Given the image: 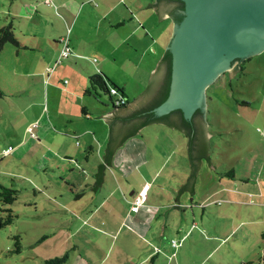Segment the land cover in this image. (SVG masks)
I'll return each instance as SVG.
<instances>
[{
  "label": "crops",
  "instance_id": "1",
  "mask_svg": "<svg viewBox=\"0 0 264 264\" xmlns=\"http://www.w3.org/2000/svg\"><path fill=\"white\" fill-rule=\"evenodd\" d=\"M125 1L118 0L97 12H91V8H89L87 10L88 17L96 13V18H99L98 21L87 17L81 21L82 27L87 28V31L91 28L98 30L101 35L100 42L108 40V43L100 46V52H97L100 59L98 60L96 56L90 58H97L96 63H92L93 66L82 73L84 91L83 93L76 91L81 96L80 104L77 105L78 108L76 106L71 107L69 108L70 111L61 112L63 115L60 116L56 107L50 111L49 100L47 109L44 108V99H42V108L36 116L38 129L30 135L28 129L36 118H28L26 108L29 104L22 101L20 111L18 109L16 111L17 115L9 118L0 111V150L12 146V150L6 156L17 158L18 163L27 165V169L33 167L34 171H37L34 175L39 178L35 180L31 178L33 173L27 174L28 170L23 169L28 176L24 179L35 188H39L43 184L46 185L45 182L43 184L39 182L40 179L44 180L45 173L51 175V171L54 172L55 167L58 169L59 182L62 184H52L59 186V195L53 194V197L59 204L56 211L64 213V215H60V219H67L66 221L69 222V224L60 222L59 233L76 235L82 228H85L89 229L91 236V239L84 238L81 240V244H77L73 240V251L69 252V263L71 264H181L183 259L179 258V255L183 245L180 244L188 233V231L183 230L187 226L184 222L189 219L183 212L189 207L193 208L189 204L190 202H195L198 208L202 206V214L205 212V205L197 203L196 197L193 195L198 190L197 184L201 170L205 166V160L209 163L208 168L211 170L208 177L210 176L209 181L212 182L213 190L204 195L205 199L210 198V202L217 206L211 208L217 218L214 223L215 228L219 229L220 226L230 222L235 225V232L240 228L246 229L248 227V231L253 234L262 233L264 230V221L262 220L264 215V162L257 167V173L250 171L256 158L264 160L263 149L260 147L248 149L247 154L251 156L243 158L242 162V167L247 170L239 171V164L234 165L232 161H229L218 171L212 167L207 158H202L197 170L195 185L186 189L182 186L183 182L194 171L188 135L174 126H172V131L166 129L152 134L144 130L146 124L137 133L127 136L116 146L113 162L111 165L104 166V181L100 191H95L90 186L95 181L100 162H105L104 153L109 141L110 127L102 115L117 108L106 92L101 91L99 96H95L93 93L85 91L90 84V78L94 75H100L104 78L108 76L120 85L121 83L113 78L116 66L120 68L127 63H134L136 67L130 73L131 77L143 81L144 72L142 73L139 67L145 60L143 57H145L146 48L153 42L165 47L162 56L158 55L157 58L153 56L152 61L146 59L144 62L143 69L147 72L150 70L153 72L165 54L167 49L165 45L168 44L167 41H170L169 35L172 33L175 21L170 15H166L159 21L158 10L153 6H147L157 0H150V2L147 0H142L143 2L130 0L131 4ZM65 2L68 3V9L76 8L80 3H82L80 8L88 4V0L81 2L65 0ZM122 6L125 10L121 9ZM78 8H76L77 13L79 12ZM143 8L154 10V16L150 14L145 20L151 27H148L146 22L136 18L135 13H139V10ZM151 18L152 20H150ZM166 23L172 24V29L170 26L169 31ZM97 27H102L104 31ZM153 30H157L155 32L159 34L163 33L165 39L161 42L156 36L152 37L151 40L150 33ZM29 34L30 36H27L22 29V34L17 35L20 44L29 47L25 42L28 37H32L34 38L32 45L36 48L35 45L40 42L36 28L30 29ZM129 38L130 40L134 38L135 41L130 43V40H127ZM120 43H127L128 45L130 43V49L121 59L116 54ZM57 45L58 41H55L53 48H51L52 56L59 52ZM73 45L77 51L83 49L85 52L87 48L90 49L89 51L94 50L93 52H95L97 41L95 38L87 37L86 42H78ZM114 50L117 51L114 52ZM86 55L90 54L86 53ZM60 58L61 50L56 60L57 65L54 68L53 77H50L49 80L46 77L40 80L43 90L47 86V92L49 86L60 88V86L57 87L58 82H56L58 78H61L58 76L61 74L60 69H58ZM47 68L40 72L41 76L47 75ZM152 72L146 86L132 99L129 97L126 86L129 84V79L127 77L121 78L124 85L120 86L123 87L129 103L148 88ZM126 80L127 83L124 82ZM0 107L2 106L0 105ZM74 108L75 111L80 112H73ZM46 110L48 115H45ZM101 119L104 121L101 122ZM21 122L24 124L22 125ZM168 125L171 128V125ZM211 133L213 134V132ZM2 134L9 137L7 145L6 141L1 139ZM245 137L248 139L246 135ZM120 148L123 149L117 153ZM38 152L40 155L36 154ZM177 153L181 157H179L180 160L174 158ZM120 154L121 160L118 161L116 158ZM180 163L181 167L179 166ZM213 165L217 169L214 163ZM65 169L66 174L63 173ZM86 170L89 172L86 173ZM231 170H233V174L228 173ZM173 186L176 187L173 188ZM61 187L65 190H62ZM51 188L50 191H52ZM80 189L83 192L78 193L79 195L76 197L74 193L75 191L79 192ZM177 190L179 193L175 196L174 192ZM64 191L67 192V195H64ZM143 191L145 193L144 202L139 205L137 210H132L131 205L135 196ZM185 192L188 195L184 197ZM49 194L52 195L50 192ZM191 195H193L192 200L189 199ZM173 198L176 199L175 202H173ZM38 206L39 204L36 203L35 208ZM176 212L181 214L178 222H174ZM203 216L201 221H203ZM193 223L194 225L198 224L199 220L194 219ZM177 225V233L180 234L181 232L182 236L178 240L179 244L173 247V243L171 244L168 238L175 233L174 228ZM44 235L48 237L50 234ZM263 240L264 238L261 239L262 242ZM117 241H119L118 244H116ZM258 246H260V251L263 250L264 245L261 242H258ZM96 252H99L100 255L97 256L98 253ZM123 255H125V259L122 257ZM112 257L118 258L119 261H114ZM123 260L125 261L123 262Z\"/></svg>",
  "mask_w": 264,
  "mask_h": 264
},
{
  "label": "rangeland",
  "instance_id": "2",
  "mask_svg": "<svg viewBox=\"0 0 264 264\" xmlns=\"http://www.w3.org/2000/svg\"><path fill=\"white\" fill-rule=\"evenodd\" d=\"M78 1L81 2L82 0ZM116 1L118 0H88V4L83 7L81 6V8L80 5L82 3L77 5L79 7V12L77 13V7L68 9V3L65 0H50L49 3L46 0H0V27L12 22L16 35H21L23 29L27 36H30L29 30L35 27L40 41L39 44L35 45L36 48L32 45L34 42V38L32 37H28L25 42L29 47L7 42L0 52L1 113L9 118L17 115L16 111L17 109L20 111V103L22 101L29 104L26 108L28 118H36L28 129L30 135V133L33 134L34 130L38 129V118L36 116L43 104L44 108L47 109L48 100L50 111H52L53 107H56L60 116L63 115H61V112H67L69 108L77 107L80 104L81 96L76 91L78 90L79 93H83L84 91L82 73L92 67V63H96L97 58L98 60L100 59L97 52H100L101 45H107L108 43V40L100 42L101 35L98 33V30L91 28L87 31V28L82 27L81 21L86 17L98 21L99 18H96V13L88 17L89 13L87 10L91 8V12H97L99 9L107 8ZM125 2L131 4L130 0H126ZM147 2H150V0H147ZM121 9L125 10L123 6ZM153 11L152 8H143L139 10V13H135V15L137 19L146 22V25L151 27L145 20L150 14L154 16ZM29 15L32 16L28 17ZM109 16H112V14H109ZM112 18L115 19V17ZM101 19L104 20V18ZM31 21L36 24H32ZM166 26L168 31L170 30V26L172 29L171 23H166ZM97 28L104 31L102 27ZM155 31L153 30L150 33L151 40L152 37L157 36L162 42L165 36L163 33L159 34ZM168 31H166V34H168ZM61 36L70 38V40H67V43L71 53L66 57L63 56L60 61L58 60V69L61 71V74L58 76H61V78H58L56 82H58L57 87L60 86V88L49 86L47 92V86L43 90L40 80L44 77L48 80L50 77H53V71L57 65L56 60L59 57L60 50L65 45V41H62ZM87 37L96 39V51H89L90 49L88 50L87 48L85 52L83 49L77 51L73 44L86 42ZM127 40H130V38ZM55 41H58L59 52L52 56L53 51H51V48H53ZM134 41L135 39L133 38L129 42L132 43ZM167 43L169 42L167 41ZM129 45L127 43H120L118 51L114 50V52L117 51L116 54L119 55V59L128 52L130 49ZM165 46L167 48V44ZM164 50L165 47L163 45L159 46L157 42H153L150 46L148 45L144 52L145 57L143 58L145 60L139 67V70L142 73L144 72L143 81L135 80L131 77L130 73L136 67L134 63H127L120 68L116 66L113 78L117 79L121 83L120 85H124L121 78L127 77L129 79V84L126 86L130 99L137 96L148 82L152 71L147 72L143 69L146 59L152 61L153 56L155 58L158 55L162 56ZM86 53L90 55H86ZM94 56L97 58L90 59ZM46 65L49 67H45ZM44 68H47V75L41 76L40 72ZM106 81L110 84L108 79ZM124 82L127 83V80ZM42 99H44L43 104H41ZM206 99L208 121L211 132H213L209 152L213 163L217 167L216 170L220 171L221 167H224L229 161H232L234 165L239 164V171L246 169L242 167V162L243 158L251 156L247 154L249 148L253 147L255 149L256 147H260L264 153V50L246 60L244 62V69L241 70L239 68V72L236 74L231 76V71L228 70L219 75L217 80L207 88ZM13 109L15 110L13 111ZM77 111L74 108L73 112ZM19 114L21 115V113ZM45 115H48L47 110ZM100 121L104 120L101 119ZM21 124L23 125L24 122H21ZM166 129L168 131L173 130L172 126L170 128L166 123H149L144 127L145 131L152 134L165 131ZM5 134L1 135V139L6 141L7 145L9 137ZM245 135L248 139L244 138ZM121 149L123 148H120L117 153ZM36 154L40 155V152ZM179 157V153H177L174 158L177 159ZM116 159L120 161L121 154L120 156L117 155ZM18 162L17 158L9 155L6 156L5 149L0 150V182L20 189L19 197L14 202L7 204V207L14 209L18 213V216L13 222L0 228V264H45L44 261L47 257L59 255L65 250L73 251V240L75 243L81 244V240L84 238L91 239L89 229L85 228H82L76 235L59 233L60 222H63V224H69V222L66 221L67 219H60V215H64V213L56 211L59 204L55 197H53V194L59 195L58 185L62 184L59 182L58 169L55 167L54 172L51 171V175L45 173L44 180L40 179L39 182L41 184L45 182L46 185L43 184V186L35 188L33 185H30L29 181L24 179L28 178L23 170L24 168L27 169V165ZM204 162L205 166L201 170L197 184L198 190L193 195H195L197 203L205 205V212L202 214V206L198 208L195 202L189 203L193 208L189 207L183 212L189 219L184 222L187 226L183 230L185 232L188 231V233L180 244L183 245L179 255V258L183 259L181 264H238L242 261L260 264L259 259L262 250L260 251L258 242L264 245V240L263 242L261 241L263 239L261 233L253 234L248 231V227L246 229L240 228L235 232V225L230 222L220 226L219 229L215 228L214 223L217 218L211 208L217 206L213 202H210V198L205 199L204 194L212 191L213 186L212 182L209 181L210 176L208 177L211 172L208 168L209 163L207 160ZM262 162L264 160L256 158L250 171L257 173V167ZM31 164H33L32 161ZM179 166L181 167V163ZM27 170V174L33 173L31 178L35 180L39 178L35 177L36 175L34 174L37 171H34L33 167ZM88 172L86 170V173ZM63 173L66 174V169ZM56 174L58 178H56ZM215 175L217 176V174ZM55 183H58V185H52ZM49 185L51 186L49 187ZM175 187L173 186V188ZM50 188L52 191H50ZM61 189L65 190L62 187ZM63 193L67 195L66 191ZM178 193L177 190L174 192V195L177 196ZM186 195H188L187 192H185L184 197ZM193 195L189 197L190 200H192L191 197ZM175 201L176 199L173 198V202ZM36 203L39 204L37 208H35ZM178 213L174 214V222H178L180 219L181 214L180 212ZM0 214L5 215L6 213L0 211ZM202 215H204V222L201 221ZM194 219H198L199 223L194 225ZM262 220L264 221V215ZM177 231L178 225L174 228L175 233L168 238L169 242L173 243V247L176 246L174 240L178 241L182 236L181 232L179 234ZM47 233L50 235L40 240L42 235ZM16 235H20L22 241L21 252L19 253L11 251L14 248V237ZM96 253H98L97 256L100 255L99 252ZM122 257L125 259V255ZM122 257L119 256V258ZM112 259L119 261L116 257H112ZM66 264L71 263L68 260Z\"/></svg>",
  "mask_w": 264,
  "mask_h": 264
},
{
  "label": "water",
  "instance_id": "3",
  "mask_svg": "<svg viewBox=\"0 0 264 264\" xmlns=\"http://www.w3.org/2000/svg\"><path fill=\"white\" fill-rule=\"evenodd\" d=\"M183 1L184 7L180 9L178 0H157L147 5L158 10L159 21L166 15L175 20L167 44V49L172 53L170 91L153 111L157 115H164L181 109L183 117L191 120L196 110L202 109V124L199 131L195 132L190 127L187 128L182 119L177 122L175 119L172 121L171 117L170 121L173 123L169 119L150 123H168L188 135L194 171L182 186L190 189L195 185L202 158H207L216 170L209 152L212 133L208 121L207 88L222 73L230 70L232 76L239 72V67L236 68L237 59H245L264 50V0ZM177 14L183 15L179 21L176 20ZM157 69L152 72L151 82ZM147 89L127 104V107H117L102 115L110 127L108 143L113 139L117 146L127 136L137 133L146 125L141 126L142 120L132 114L153 102L146 103L149 92H152ZM103 164L111 165L108 162ZM100 187L94 190L100 191Z\"/></svg>",
  "mask_w": 264,
  "mask_h": 264
},
{
  "label": "trees",
  "instance_id": "4",
  "mask_svg": "<svg viewBox=\"0 0 264 264\" xmlns=\"http://www.w3.org/2000/svg\"><path fill=\"white\" fill-rule=\"evenodd\" d=\"M181 8L184 7V1L183 0H179ZM183 18L182 14H178L176 16V20H181ZM7 42H13L16 45H20V41L14 31V26L13 23L10 22L7 25H4L2 27H0V52L2 51L5 43ZM251 56L247 57L244 61H242V64H240V69L243 70L244 69V62L246 60H248ZM164 59L166 60V67H167V72H166V78L165 81L163 83V86L160 89L159 94L155 97V99L153 100V102L149 105L143 106L142 108H139L138 110H136L132 116L133 117H138L139 119H141L142 121H140V125L143 126L144 124L150 123V122H154V121H161V120H165V119H169L172 117V121H180V119H182L184 121V124L187 125L188 123H191V121L189 119H186L183 117V113L181 111V109H175L170 113L164 114V115H157L155 114V112L153 111V108L158 105L159 103H161L163 100L166 99V97L169 94L170 91V82H171V70H172V53L169 49H166L165 51V56ZM243 60V59H242ZM110 81V84L107 83L106 80ZM153 82V80H152ZM152 82L149 84V87H151ZM111 87H115L117 88V91L121 93L120 97H123L125 99L124 102L122 103H118L117 104V94L112 93L111 92ZM86 92L89 93H93L95 96H99L101 94V91L106 92L111 98V102L113 103L114 106L116 107H127L129 100L126 97L123 87H121L120 85H118L117 83H115L111 78L107 77H102L100 75H94L90 78V84L89 86L86 87L85 89ZM201 112L203 114L202 109H198L196 110V113ZM173 115H175V117H173ZM178 115V116H176ZM175 119V120H173ZM172 121H170L171 123H173ZM191 128V127H190ZM12 148V146H11ZM116 149V143L114 142V140H110V142L108 143V146L106 147L105 153H104V160L105 162H108L109 164H111L113 162V155ZM9 153V152H8ZM7 154V153H6ZM104 164L102 162H100V167L98 172L96 173V178L95 181L92 182L90 184V186H92L93 189H97L101 186V184L104 181V174H102V169H103ZM228 173L233 174V170L228 171ZM1 183V182H0ZM84 190V188H83ZM82 189H80L79 192L75 191V196L77 197L81 191L83 192ZM19 191L20 189L18 188H14L12 186H8L5 185L3 183H1L0 185V202H1V206H0V211H4L6 214L2 215L0 214V228L6 226L7 224L13 222V220L18 216V213L14 211V209L7 207V204H10L12 202H14L18 197H19ZM79 193V194H78ZM262 238H264V230L261 233ZM46 235H42V237L40 238V240L42 238H45ZM14 248L11 250L13 252H21V247H22V241L20 238V235H16L14 237ZM39 240V241H40ZM175 245L179 244V241L174 240ZM70 251L69 250H65L64 252H62L59 255L53 256V257H47L45 258L44 263L45 264H66L69 260L70 257ZM259 263L260 264H264V248L262 250V253L260 255V259H259ZM238 264H251V261H242L239 262Z\"/></svg>",
  "mask_w": 264,
  "mask_h": 264
},
{
  "label": "flooded vegetation",
  "instance_id": "5",
  "mask_svg": "<svg viewBox=\"0 0 264 264\" xmlns=\"http://www.w3.org/2000/svg\"><path fill=\"white\" fill-rule=\"evenodd\" d=\"M179 1V0H178ZM180 4V2H179ZM181 8V5H179V9ZM179 12V11H178ZM178 15V14H177ZM165 56V54H164ZM164 56L162 57L161 60V64H159L158 67V71L157 74H155L156 76L153 78V82L151 84V87L147 90H151L152 92H149V96L147 97V101H152L155 99V97L159 94L161 87L163 86V83L165 81L166 78V72H167V65H166V60L164 59ZM246 59V58H245ZM245 59H237L236 63H237V67H240V64H242V61H244ZM152 85L154 86L152 88ZM201 112H199V114L197 115V113H195V115L193 116V118L190 120L191 123H188L186 126L187 128L191 127V131H199V127L202 124L201 121ZM178 116V115H176ZM173 117H175V115H173Z\"/></svg>",
  "mask_w": 264,
  "mask_h": 264
},
{
  "label": "built area",
  "instance_id": "6",
  "mask_svg": "<svg viewBox=\"0 0 264 264\" xmlns=\"http://www.w3.org/2000/svg\"><path fill=\"white\" fill-rule=\"evenodd\" d=\"M47 3L50 2V0H46ZM67 40H69V37H62V41H65V45L63 47V49H61V58L62 59L63 56H68L70 54V50H69V46L67 43ZM59 60V61H60ZM111 92L117 94V104L118 103H122L125 101V99L121 96V93L117 91V88L115 87H111ZM120 95V96H119ZM11 149V146L6 150V152H8ZM144 198H145V193L140 192L139 194H137L133 200V204L131 205V209L132 210H137L139 205H141L144 202Z\"/></svg>",
  "mask_w": 264,
  "mask_h": 264
},
{
  "label": "clouds",
  "instance_id": "7",
  "mask_svg": "<svg viewBox=\"0 0 264 264\" xmlns=\"http://www.w3.org/2000/svg\"><path fill=\"white\" fill-rule=\"evenodd\" d=\"M8 148H9V147H8ZM8 148H7V149H8ZM7 149H5V150H7ZM11 150H12V148H11L8 152H10ZM8 152H6V153H8ZM174 243H175V242H174Z\"/></svg>",
  "mask_w": 264,
  "mask_h": 264
}]
</instances>
